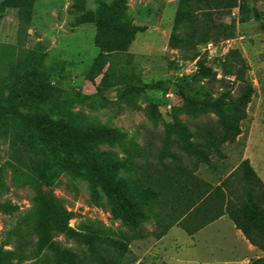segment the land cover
<instances>
[{"label": "rangeland", "instance_id": "rangeland-1", "mask_svg": "<svg viewBox=\"0 0 264 264\" xmlns=\"http://www.w3.org/2000/svg\"><path fill=\"white\" fill-rule=\"evenodd\" d=\"M181 9L179 0H0V98L27 92L34 80L41 91L56 90L22 109L12 137L0 126L7 264H183V229L228 216L229 202L260 191L242 161L254 119L261 162L264 156V0L215 13L211 53L197 39L184 43L190 28L176 23ZM228 37L255 88L234 141L223 140L215 109L187 100L239 95L235 77L223 79ZM200 57L219 81L192 79ZM206 139L214 143L209 164L186 145ZM27 144L47 165L35 182L26 172ZM150 185L156 196L145 191ZM39 187L58 210L74 212L73 235L59 231L53 216L46 231L39 228ZM256 252L243 264L264 257Z\"/></svg>", "mask_w": 264, "mask_h": 264}, {"label": "trees", "instance_id": "trees-1", "mask_svg": "<svg viewBox=\"0 0 264 264\" xmlns=\"http://www.w3.org/2000/svg\"><path fill=\"white\" fill-rule=\"evenodd\" d=\"M179 1L182 4V9L177 14L176 23L179 24V22L183 21L189 25V36L183 39L184 43L189 46H194V44H196L194 39L198 40L197 44L204 45L211 42L210 40L215 36L220 26L215 20V13H230L235 7H239L240 11L246 10L245 0ZM102 56L103 54H100L98 59ZM198 56L199 53L197 52L193 58ZM222 70L223 79H225V77L234 76L235 78L231 82L233 84H239L240 91L237 97H234L230 91H223L213 99H199L196 96H192L187 100L192 102V104L201 103V105L207 108L215 109L224 132L223 140L234 141L243 132L241 121L248 117L247 104L251 101L255 93V88L247 75L248 64L237 48L230 49L225 55L222 61ZM217 75V72L200 57L197 62V71L193 74L192 79L218 80ZM55 92L56 90L50 89L41 91L39 81L34 80L27 92L0 98V126L5 127L6 135L12 137L14 131L18 129L17 122L24 116L22 112L23 108L32 106L35 103V98L42 97V100H44L45 95H55ZM206 141L205 144L188 141L186 145L189 152L194 153L199 159L209 164L211 162L209 151L212 149V144L214 145V143L211 141L208 142L209 139H206ZM27 148L28 156L31 158V161L27 166L26 172L29 176L31 174L33 175L31 180L35 182L41 175V171L46 168L47 165L30 144H27ZM164 151L167 152L166 149H164ZM242 166H244L251 181L255 182V186L260 188V191H255V189L250 190L247 198L239 204L229 202L226 205L224 213L227 214L235 226L243 232L251 244L264 252V181L259 177L248 159L242 161ZM167 168V165L162 166L161 170L164 174L167 173ZM45 182L47 185H50V181L45 180ZM104 186L108 193H117L114 184L106 182ZM94 190L97 193L96 185L94 186ZM145 191L150 196L157 195V192L151 185L148 186ZM34 201L40 209L37 222L42 231H46L48 218L53 216L55 225L59 231L71 235L74 234L73 229L68 224V220L74 216L73 211L58 210L56 206L57 200L42 187L38 188ZM217 217H220V215ZM217 217L211 220L217 219ZM122 249L127 250L128 248L126 245H122ZM6 254L7 253L2 252L0 249V264H7L5 260ZM163 264L168 263L164 262ZM250 264H264V257L254 259Z\"/></svg>", "mask_w": 264, "mask_h": 264}, {"label": "crops", "instance_id": "crops-1", "mask_svg": "<svg viewBox=\"0 0 264 264\" xmlns=\"http://www.w3.org/2000/svg\"><path fill=\"white\" fill-rule=\"evenodd\" d=\"M254 122L246 140L244 159H248L264 181V156L262 162L256 149ZM221 237L217 238L216 236ZM256 247L232 220L224 215L196 231L182 230L181 257L183 264H243L248 256L255 255Z\"/></svg>", "mask_w": 264, "mask_h": 264}, {"label": "built area", "instance_id": "built-area-1", "mask_svg": "<svg viewBox=\"0 0 264 264\" xmlns=\"http://www.w3.org/2000/svg\"><path fill=\"white\" fill-rule=\"evenodd\" d=\"M232 43H233V38H227L226 40H224L223 43L224 52H228L231 49ZM203 48L209 51V53H211L212 48H214L215 50L217 49V46L214 42H208L207 44H204Z\"/></svg>", "mask_w": 264, "mask_h": 264}]
</instances>
